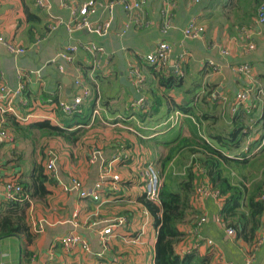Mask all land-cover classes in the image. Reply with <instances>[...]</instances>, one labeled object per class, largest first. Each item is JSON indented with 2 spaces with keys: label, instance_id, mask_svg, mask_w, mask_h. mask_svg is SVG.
I'll use <instances>...</instances> for the list:
<instances>
[{
  "label": "crops",
  "instance_id": "1",
  "mask_svg": "<svg viewBox=\"0 0 264 264\" xmlns=\"http://www.w3.org/2000/svg\"><path fill=\"white\" fill-rule=\"evenodd\" d=\"M83 1L49 0L50 9L47 13L39 10L34 5V0H0V35L25 49L24 54L13 58L0 46V86L13 91L21 82V94L27 101V106H17L16 99L13 103L16 114L22 118L26 117L22 123L48 120L53 125L60 126L61 121L55 109L56 103L59 100L70 101L77 95L78 89L74 85L76 75L83 78L89 91V96L80 106V112L92 102L91 110L98 108L100 117V121L89 120L87 126H74L69 129V132L80 131L85 134L80 142L70 143L58 137H50L44 141L37 138L35 147H31L27 163L24 162V155L21 152L18 158H13L15 148H12V144H0V205L5 203L3 200L5 181H28L27 177L32 172L30 166L32 151L37 152L41 142L46 145L43 162L48 151H52L56 156L55 164L60 181L75 178L83 187L92 186L99 176V166L87 161L90 151L85 152L83 149L95 144L100 148V126L96 123L107 125L105 119H117L114 125L125 130L115 131L117 135L112 145H109L110 142H102L101 145L105 144L106 148H101L102 151L96 149L104 160L100 165L104 167L106 165L104 162L107 164L110 162V174L116 175L120 182L117 184L115 194H108L109 189L103 190L98 203L79 199L75 194L62 193L51 178L50 183L45 185L47 193L44 196L40 198L28 196L27 200L20 202L23 205V216L30 240L21 235L0 239V264H152L155 232L151 217L145 208L136 202L135 196L143 192L146 163L160 164V160L167 154L164 152L169 150L168 145L173 143L164 133H170V128L173 129L172 134H176L175 145H178L176 147L178 153L174 161L179 160L177 163L180 165L190 154L189 149L202 152L197 146L199 142L197 139H204L206 143L217 148L218 140L210 137L214 135L227 139L230 130L234 128L230 119L234 117L235 122L238 121L236 117L243 121L250 120L251 118L247 117L250 109L254 107L255 119H251L247 123L248 126L240 131L242 134L247 131L254 134L246 136L241 151L246 153L243 152L244 149L248 151L249 146L257 142L249 155L253 156L264 147V136L261 138L256 126L251 129L255 121L261 119V122H264V25L259 29V35L253 39L254 50L242 55L238 52V28L233 25L232 14L231 16L225 14L227 0H202L199 4H193L191 0H171L173 6L170 10L169 29L162 37L158 33V28L163 6L157 0H149L143 7L144 18L149 24L139 27L133 24L125 27L131 20L129 14L119 7H115L112 13L108 14L101 8L107 0H96L100 8H97L91 20L98 19L100 23L110 21V30L106 36L96 37L83 31L68 34L62 24H58L55 30L48 33V24L54 23V20L66 23L70 19L69 5L78 6ZM190 19L204 29V34L198 40H185L181 35V30ZM253 24L252 17L243 27L250 28ZM90 41L103 51L98 59L81 50L73 54L69 63L56 58L68 46L78 47ZM159 41H165L171 47L167 67L158 69L162 75L165 77L169 73L173 75L171 68L178 59H181L179 63L183 76L176 90L158 87L149 68L152 64L143 60ZM211 42L226 46L231 51V56L222 60L218 52L210 48ZM207 62L220 66V70L213 72L207 66ZM239 63L249 65L250 79H243L231 70L232 66ZM128 65H137L144 79L141 94L146 99L148 109L142 119L138 118V114L143 112L129 109V103L136 95L128 79ZM58 66L62 67V73L57 70ZM18 70L33 72L19 80L16 76ZM63 78L69 83L62 84ZM250 84H256L261 88L263 96L259 100L252 98L246 105L238 106L232 112L235 93ZM191 98L195 116L184 114L174 108V104H186ZM211 104L215 107L214 111ZM245 108L249 113H246ZM173 111L179 112L180 117L176 124L168 128L165 121ZM120 122H124L126 126H120ZM6 124L3 122V127L10 134ZM137 127L147 132L139 133ZM132 134L144 139L145 142L134 143ZM136 145L140 146L139 150L135 149ZM190 155L192 159L204 157V154ZM260 155L264 156V150ZM114 158L115 160H112ZM230 165L221 163L224 175L233 183H237L235 180L238 179L234 174H227L226 170ZM182 168L179 171H182ZM202 171L199 167L197 170L193 168L194 182L195 184L203 182L207 185L204 177L196 179L195 175L203 173ZM258 179L240 181L245 187H249ZM180 181L174 185L172 191H177ZM192 185L195 186L193 183ZM220 206L221 200L211 196L203 198L200 203L191 199V209L178 227L182 237L176 252L184 254L188 250H193L200 257L206 256L208 264H218L215 260L217 253L223 261L230 264H247L245 260L248 255H252L249 264H264L263 215L254 239L246 243L237 238L233 231L231 236L225 234L224 231L228 228L221 221H216L219 218ZM200 215L205 217V222L194 232V220ZM120 216L126 219V223L113 228L101 246L97 234L101 226L93 224ZM38 221L45 222L41 233H35L33 229ZM71 230H75L86 239L87 252L80 249L64 252L61 249L59 239ZM207 241L212 244L211 247L205 244Z\"/></svg>",
  "mask_w": 264,
  "mask_h": 264
},
{
  "label": "trees",
  "instance_id": "2",
  "mask_svg": "<svg viewBox=\"0 0 264 264\" xmlns=\"http://www.w3.org/2000/svg\"><path fill=\"white\" fill-rule=\"evenodd\" d=\"M227 3L237 8L240 7L238 3H241L243 10H240V12L243 15V23L241 22V26L239 27H243L251 21L252 17L254 20L256 9L264 5V0H227ZM149 68L156 79V85L158 87L167 90L178 89L182 77H176L173 72V75L169 73V75L165 77L155 65H150ZM207 96H210V94H207ZM192 100L191 98L186 104H174V108L184 114L195 116V107L191 105ZM91 108L92 102L91 104L89 102L84 109L82 108L80 113L65 116L56 107L55 109H57L56 111L61 121L60 126L53 125L51 121L48 120L22 123L24 121H18L9 114L0 115V118L3 122L7 123L5 126L9 132L16 137L31 139L35 142L37 138H39V140H44L50 137H58L73 143L80 142L85 134L80 131L69 132V129L74 126H87L89 122V113L92 111ZM213 108L215 109L214 105L211 104L212 111H214ZM253 109L254 107L250 109V113L247 117L248 119H255ZM174 112L177 111H173L172 115ZM145 114L146 113L138 114V118L142 119ZM172 115L165 121L168 128L170 125L177 123H173L172 120H170ZM203 118H205V115H203ZM236 118H238L236 122L234 121V117L230 119L232 128H234L230 130L229 135L226 137L227 139L214 135L210 137L218 140L216 141V145H218L217 148L206 143L204 139H197L199 140L197 146L202 152L195 149H189V152L192 155L195 153L204 154V157L197 159L193 158L191 160L186 170L187 174L185 179L181 180L177 185V191H172L168 185L162 184L158 192L157 204L146 200L143 192L139 196H135L136 202L142 205L151 217L155 232L152 264H208V258L206 256L200 257L193 250H188V252L184 254L176 252V247L182 237V233L178 230V227L184 222L187 212L191 209V199L195 188V186L193 187L192 185L194 179V174L192 172L193 168L197 170L199 167V169L203 170V173H197V175H195L196 179L204 177L203 179L206 180L209 188L217 191L219 199L221 200V206L218 211L221 223L226 228L232 229L234 235L237 238H241L243 242L250 243L254 239L256 231L260 228V218L264 213L263 204L260 201V197L264 195V169L260 171V176L257 181L252 182L249 187H245L242 182L237 181V183H233L230 178L228 179L224 175L221 163L245 167L248 165L246 163L252 160L254 156L260 155L263 152L264 147L262 146L263 148L261 147V151L259 150L261 153L259 152L258 154L249 156L253 146L257 143L254 142L249 146L246 153H242V144L246 141V136L248 134H254V132L247 131L244 134L240 133L242 128L248 126L247 123L251 119L247 121L245 119V121H243L240 120L239 117ZM117 121L113 123H117ZM254 126H256V130L260 132L262 138L264 136V122H261V119H259L252 124L251 129H254ZM35 131L38 132L37 136H34ZM137 132L140 133V131ZM125 133L130 134L129 132ZM133 136L137 138L138 142H145L144 139L137 137V135ZM139 147L140 146L137 145L135 146L137 150H139ZM176 147H178V145H168L169 150L165 157L160 160V166H165L166 163L168 164L173 159L171 158V153L176 150ZM43 151L44 148L41 150L39 149L37 152L32 151V158L30 160L32 172L27 177L28 181H15L20 186L22 196H26L27 198L28 196L40 198L47 193L45 185L49 184L52 179L49 175H45L47 173L44 169ZM147 166H151V164L146 163L144 169ZM108 194H115V192L110 191ZM22 207L23 205H21L20 202L14 201L5 202L0 205V239L7 236L21 235L26 240H30V233L25 225Z\"/></svg>",
  "mask_w": 264,
  "mask_h": 264
},
{
  "label": "built area",
  "instance_id": "3",
  "mask_svg": "<svg viewBox=\"0 0 264 264\" xmlns=\"http://www.w3.org/2000/svg\"><path fill=\"white\" fill-rule=\"evenodd\" d=\"M149 0H107V2L101 6L102 11H106L108 14H111L115 7H119L123 12L129 14L131 16L130 22H127L125 27L129 24L135 25V27H139L140 25L147 26L149 21L145 20L143 7ZM160 4H162L163 8L161 10L160 16V24L158 28V33L162 37L164 36L169 29L170 22V10L173 6L171 0H157ZM202 0H191L193 4H199ZM34 5L39 9L46 11L48 13L50 9L49 0H34ZM97 8H100V5L97 4L96 0H84L80 5H69L68 10L70 13V19L66 23H61L59 20H54V23H50L47 26L48 33L52 32L56 29L58 24H62L66 33L72 34L74 32H86L88 34L94 35L96 37H104L108 34L110 30V21H105L100 23L98 19L91 20L96 14ZM54 19L53 17H50ZM264 25V5L259 6L256 9V16L254 18V24L252 27H239L238 36V52L242 55L248 54L254 50V41L253 39L259 35V29ZM204 34V29L194 20H189L185 27L181 30V35L185 40H198ZM0 46L4 48V50L13 58H16L25 53V49L20 46L13 44L12 42L6 40L0 35ZM211 49L216 50L218 52L219 57L222 60H226L231 56V51L228 50L226 46L222 44H217L215 42H211L209 44ZM66 48V47H65ZM81 50L88 55H90L94 59H98L100 54H102V49L97 46L94 42H85L78 47L69 48V46L65 49L63 53H60L56 56V58L60 61L69 63L72 60L73 54ZM171 54V47L165 41H159L156 46L143 57V60L146 62L155 65L157 69H163L167 67V62L169 56ZM181 59H178L176 63L172 66V70L175 76L182 77V70L180 66ZM207 66L213 71H219L220 66L213 64L211 62H207ZM128 79L131 87L135 93V99L130 101L129 108L132 110H140L145 113L148 109V104L146 99L141 94V87L144 82L142 73L140 68L137 65H128ZM57 70L62 73V67L58 66ZM231 70L235 75L243 77V79H250L251 69L247 63H239L231 67ZM33 71H25L18 70L16 72V76L19 80H21L24 76L32 73ZM37 74V72H35ZM74 85L78 89V93L76 96L72 97L70 101L59 100L56 103V107L59 111L65 116H71L73 114L80 113V106L88 96L89 91L83 81V78L79 75L74 77ZM22 85L21 82L18 86L13 90L9 91L5 87L0 86V115L3 114H11L18 121H25L26 117H20L15 112V107L13 100H17V106L25 107L27 105V101L22 97L21 94ZM262 90L256 84L249 85L238 90L232 102L231 111L233 112L238 106H244L249 102L252 98L259 100L262 97ZM213 98V97H212ZM5 102V104H1V102ZM248 108V107H247ZM245 108V109H247ZM246 113H249L247 109ZM180 114L178 112H174L170 120L173 123L177 122ZM95 120L100 121V117L98 114V108L92 109L90 113V122ZM12 138L11 136L4 130L3 120L0 118V143L11 144ZM243 152H247L244 149ZM103 158H101L100 153L97 150H92L88 156V162L93 165L99 166V176L97 181L90 187H83L80 182H78L75 178H69L67 181L62 182L59 180L57 167H56V156L52 151H48L46 154V158L44 160V169L52 178L60 190L66 194H75L79 199L82 200H90L92 202L100 203L101 193L103 190L109 189L111 192H115L117 190V184L119 179L116 175L110 174V162L106 164L104 167L100 164L102 163ZM112 160H115L112 159ZM104 161V160H103ZM145 176L143 182V193L145 199L157 204L158 203V192L161 187L160 177L158 173L151 167L147 166L145 168ZM192 199L196 203H200L203 198L207 196H211L213 198H219L217 191L211 190L208 185L205 183H199L195 185ZM25 196H22L20 186L14 180L5 181L3 184V200L5 202H21L26 200ZM260 201L263 204L264 209V195L260 197ZM264 218V213H263ZM217 222H220L219 218L216 219ZM205 222V217L201 215L196 217L193 223V230L196 232L199 226ZM126 223V219L122 216L116 217L112 220L101 221L99 223L93 224V226H101V229H98V239L101 246L104 245L105 238L111 233L112 229L115 227H120ZM45 227L44 221H38L33 226L35 233H41ZM225 234L227 236L232 235L231 229H225ZM59 245L64 252H70L75 249H80L84 252L88 251V243L86 239H84L81 235H79L75 230L69 231L66 235L59 239ZM258 242H256L257 245ZM208 247H211L212 244L207 241L205 243ZM252 255H248L245 260V263L249 264L251 261ZM216 263L218 264H230L222 260L221 256L218 253L215 255Z\"/></svg>",
  "mask_w": 264,
  "mask_h": 264
},
{
  "label": "rangeland",
  "instance_id": "4",
  "mask_svg": "<svg viewBox=\"0 0 264 264\" xmlns=\"http://www.w3.org/2000/svg\"><path fill=\"white\" fill-rule=\"evenodd\" d=\"M238 4L240 5L239 8H237L236 6H234L232 4L227 3L226 9H225L226 15L231 16V14H232L231 17L233 19V25H235V27H237V28L239 26H241V22L243 23V15L240 12V10L242 11L243 8H242L241 3H238ZM171 103L174 104L172 101H171ZM114 121H117V119H113V120L112 119H110V120L105 119V122L107 123V125L106 124L104 125V124L99 123V122L96 123L98 126H100V148L93 145V146H88V149H83V151L89 152V151H91V149L93 147L95 148V150L99 149L100 151H102L101 148H103L105 145V144L101 145L102 142H110L109 145H112V142L115 140L116 135H117L115 131H125L122 128L115 126L114 125L115 123H113ZM119 125L120 126H126V124L124 122H120ZM167 127H168V125H167ZM131 128H133V127H131ZM137 129H138L137 131H140V133L147 132L145 130H140V128H138V127H137ZM163 129H165L164 126H163ZM172 130L173 129L169 128L170 133L165 132L164 135L167 137L168 140L173 141L172 145H175L176 134L173 135L171 132ZM142 134H144V133H142ZM9 135L12 138V140H11L12 141L11 142L12 148H15L14 152H13V155H14L13 158H15V159L18 158L20 156L19 152H21L24 155V157H23L24 162L27 163L28 155L30 154L31 147H35V141H32L31 139H27V138L16 137L12 133H10ZM37 135H38V132H35L34 136H37ZM131 137H133V142L137 143V138L135 136H133V134ZM94 138H97V137H94ZM17 146H18V148H16ZM45 146L46 145L44 144V142H41L40 150L42 148L45 149ZM104 148H106V147H104ZM109 149L111 150L112 147H110ZM164 153L166 154L167 151H165ZM177 153H178V150H175L174 152L171 153V158H173V159L168 164L166 163L167 166H166V164L163 167L160 166V164H154V165L151 164V167L158 173V175L160 177L161 184H166V185L168 184V186L172 190L174 189V185L177 184L178 181L185 179L186 174H187L186 170L188 169L190 162L192 160L191 155L188 154V157L185 158V161L184 162L181 161V164L178 165L177 162L179 160L177 162L174 161L175 160L174 157L177 156ZM57 154H58V152H57ZM10 156H11V153H10ZM246 164H248V165L245 167H240L239 165L231 164L228 167V169L226 170L227 174L228 173L234 174L238 179V180H235V179L234 180L239 181V182H241L240 180H242V181L243 180H247V181L256 180L257 178H259L260 171L262 169H264V156H262V155L254 156V158L252 160H250L249 162H247ZM181 168H182V171H179ZM144 171H145V169H144ZM193 184L194 185L197 184V183L195 184L194 179H193ZM64 194H66V193H64Z\"/></svg>",
  "mask_w": 264,
  "mask_h": 264
},
{
  "label": "water",
  "instance_id": "5",
  "mask_svg": "<svg viewBox=\"0 0 264 264\" xmlns=\"http://www.w3.org/2000/svg\"><path fill=\"white\" fill-rule=\"evenodd\" d=\"M61 83H62V84H68L69 82H68L67 79H64V78H63V79L61 80Z\"/></svg>",
  "mask_w": 264,
  "mask_h": 264
},
{
  "label": "clouds",
  "instance_id": "6",
  "mask_svg": "<svg viewBox=\"0 0 264 264\" xmlns=\"http://www.w3.org/2000/svg\"><path fill=\"white\" fill-rule=\"evenodd\" d=\"M262 96H263V95H262ZM93 109H94V108H93ZM129 109H130V108H129ZM89 120H90V119H89ZM95 121H98V120H95ZM95 121H94V122H95ZM90 152H91V151H90Z\"/></svg>",
  "mask_w": 264,
  "mask_h": 264
}]
</instances>
